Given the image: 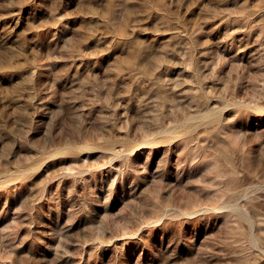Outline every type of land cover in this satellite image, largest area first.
<instances>
[{
	"label": "rangeland",
	"instance_id": "rangeland-1",
	"mask_svg": "<svg viewBox=\"0 0 264 264\" xmlns=\"http://www.w3.org/2000/svg\"><path fill=\"white\" fill-rule=\"evenodd\" d=\"M0 264H264V0H0Z\"/></svg>",
	"mask_w": 264,
	"mask_h": 264
}]
</instances>
